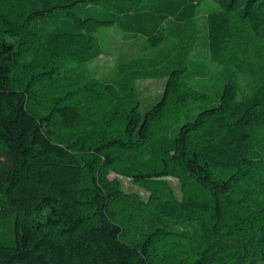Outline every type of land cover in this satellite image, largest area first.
Returning a JSON list of instances; mask_svg holds the SVG:
<instances>
[{
  "label": "trees",
  "instance_id": "1",
  "mask_svg": "<svg viewBox=\"0 0 264 264\" xmlns=\"http://www.w3.org/2000/svg\"><path fill=\"white\" fill-rule=\"evenodd\" d=\"M109 29L150 51L191 30L224 67L208 77L188 58L196 41L171 46L165 70L136 61L106 87L89 66ZM161 74L163 92L142 110L135 82ZM239 74L255 84L243 99ZM109 171L144 183L147 202L118 191ZM259 259L264 0H0V264Z\"/></svg>",
  "mask_w": 264,
  "mask_h": 264
},
{
  "label": "rangeland",
  "instance_id": "2",
  "mask_svg": "<svg viewBox=\"0 0 264 264\" xmlns=\"http://www.w3.org/2000/svg\"><path fill=\"white\" fill-rule=\"evenodd\" d=\"M199 24L201 25V21ZM199 27L202 28L201 26ZM193 36H195L193 31L188 30L172 39L171 42L158 48L156 51H150L143 45L140 40L124 36L116 32L115 30L109 29L107 31L99 33V38L101 40L102 46L105 49V54H102L89 67L94 72V77L96 78V80L102 82L106 87H111L113 78L117 76V73L120 72L121 74L123 72H126L127 70H130V68L134 65L133 64L130 67L131 63H136V61H139L138 63L140 65H145L147 67L150 66L149 62H152L154 61V59H156L158 61H162L160 69L163 71L165 70V67H167V64L169 62L168 60V62L166 61L167 58H165L164 60L163 58L165 55H169L171 46H175L174 48H176L178 45L182 47L189 46L188 48L191 49L197 41L196 46L190 50L188 58H191L193 61H195L208 77L210 76L211 78L214 77V75L218 77L217 73H220L222 71L221 68L223 64L221 65L214 61H211L208 52L206 51V49H204V46L202 44V41L205 38L199 39L200 37H202L199 36L195 39V37ZM14 40L15 39L7 38V41L10 42ZM183 55V53H180V51L177 50L170 59H175L176 57H181ZM133 67L135 68L134 71L138 70V67ZM160 69H156V72H159ZM165 80L166 77L161 74L150 78H140L135 82L136 96L139 100L142 110L150 107L151 104L158 99L160 94L163 92ZM223 81L224 79L217 81V79L214 78L213 82L211 81L210 84L222 85L224 83ZM191 83L193 84V82ZM237 83L239 99H243L245 98V96L253 92L255 84L247 76L239 74ZM102 92L107 93L105 91ZM212 95H215V92H212ZM107 100L108 95L104 94L101 97L103 106L97 110V113L100 112V110H102L101 112H103L107 108ZM106 177L110 182L115 184L116 189L118 191H121L125 196H128L131 199L140 200L144 203L147 202L149 197V189L144 183L137 181L135 178L128 175L118 174L112 171L107 172ZM158 180H160L162 183H165L176 197H182L180 180L176 176L171 174H164L158 177ZM2 231L7 232L8 230L3 229ZM2 236L4 238H7V235ZM256 264H264V259H259Z\"/></svg>",
  "mask_w": 264,
  "mask_h": 264
}]
</instances>
